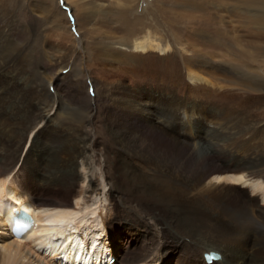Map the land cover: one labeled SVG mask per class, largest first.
<instances>
[{
    "label": "bare ground",
    "instance_id": "6f19581e",
    "mask_svg": "<svg viewBox=\"0 0 264 264\" xmlns=\"http://www.w3.org/2000/svg\"><path fill=\"white\" fill-rule=\"evenodd\" d=\"M3 2L12 7L15 0L9 2L3 0ZM67 2L74 10L83 12L85 20L95 15H100L104 19L109 18L107 17L109 9L118 5L114 0L108 4L103 0H67ZM238 5L239 9L233 7L236 11L238 9L237 23L249 25L254 17L259 19V24H256L259 33L256 38H258L257 43H261L262 46L251 45V51L246 49L248 54L246 50L241 54L242 57L249 58V62L238 65L225 62L228 67L226 69L211 59L204 60V55L201 56L203 57L201 60L197 55L199 50L194 49L193 43L180 49L178 53L190 82L210 86L221 84L223 87L258 95L264 91V70L251 65V62L252 59H262V66L264 65V34H261L264 32V0H240ZM40 9L43 13H48L45 5H41ZM9 18H0V264H102L103 262L108 264L106 258L99 256L102 240L106 241L108 248L115 255L114 264H207L203 256L209 252L219 256V259L211 264H264V260H256L254 254L252 257H241V252L231 246L233 237L240 236L239 233L259 231L253 252H264V205L257 204L253 199L260 197L261 202H264V160L257 152L251 154L248 150V156L247 153L244 154L242 164V159L234 156L232 161L235 163L231 167L219 170V173H228L224 176H216L212 169H205L200 175L191 176L182 171L178 163L172 167L147 156L148 150L139 143L140 141L149 142L161 156L168 157L170 149L164 140L166 137L161 135L164 126H160L159 121L153 118L154 111L145 108L140 110L135 106V110H131L132 114H127L121 121L124 129L129 131H119L121 123L115 125L116 123L110 122L113 126L108 131L116 142L114 158L107 162L110 151L106 148L102 154L103 162L100 164L92 156L97 151L93 142L84 139L81 135H77L70 146L65 145L64 142L66 126L71 127L68 122L72 123L76 120L79 123L87 119L90 113L95 111L94 105L87 97V107L83 108L87 114H83L82 108L74 113L68 112L67 108L64 111L65 105L68 104H65L66 100L61 94L60 86L68 79V71L66 76L56 73L48 77L47 81L40 78L39 82H35L29 78L28 83H23L27 78L25 76L27 58L20 47L21 34L18 32L20 26L16 29V17ZM75 25L80 26V22L75 20ZM52 27L54 31H58L55 30L58 28L53 23ZM75 32L77 35L71 33L70 36L77 46L82 42V47L78 46V49H82L81 52L87 55L88 59H85L87 67L90 63L97 66L112 64L120 67L132 58L135 60L149 54L162 59L163 62L167 61L168 65L172 66L173 58L177 55L174 44L164 42L154 34L156 32H146L142 35H109L108 38L98 42H94L90 37L81 38L79 29ZM59 36L60 32L56 34L57 38ZM224 40H220L218 35H215L203 43L219 50L223 45L228 47L223 44ZM229 48L231 50V47ZM164 55L167 60L161 57ZM57 63L51 64V69L54 71L58 66ZM51 86L54 88L53 93L48 90ZM76 97H78L77 89L67 93V99L70 101L76 102ZM152 102L153 105L165 102L162 105L174 107L167 95ZM162 105L152 108L159 109ZM122 108L124 109V106ZM115 112H111L112 116ZM176 121L174 116L166 118L162 124L171 128L172 123ZM224 125L221 130L228 137H233L235 131L230 130L232 128L228 126L227 121ZM114 128L119 129L114 130ZM29 134L33 135L30 151L23 156L20 149ZM131 134L134 139L130 138ZM183 151L178 148L176 162L183 163L185 160ZM200 151L195 150V154L198 156L209 154L208 150ZM131 159L134 161L132 162ZM136 162L144 163L143 169L148 171L144 175L150 176L142 179V182L137 179L139 173L137 174L133 169V164L136 165ZM91 163L100 167V175L95 174L90 168ZM159 163L165 169L160 171V174L153 168L154 164ZM77 166L95 177L94 186L91 185L92 177L83 186L85 177L75 173ZM130 170V175L133 173L135 179L128 177ZM98 176L104 180L106 186H110L106 198L111 207L104 216L99 214L100 222L94 219L96 208H92L91 205L95 202L89 205L91 197L100 196ZM222 182L238 187L239 195L237 194L238 201L236 200L234 204L222 201L215 206L216 212L220 215V220L217 219L216 223H211V219L208 220L210 217L208 214L195 217L190 207L189 209L182 207L180 213L168 215L158 207L139 203L135 196L141 190L156 202L161 200L159 185L163 187L172 183L175 186L180 185L184 191H200L209 188L212 190L211 187ZM127 184L136 187L132 192H128ZM34 193L41 196V199L38 200ZM128 198L135 199L133 201L136 211L146 213V217H138L135 221L113 219V214L118 213L119 207L126 204ZM255 204L256 206H253ZM21 210H26L31 216L32 211L35 210V222L22 237H14L12 220L16 212ZM89 220L92 221L89 223ZM102 225L107 229V233L104 239L98 237L95 240L100 246L80 237L81 234L83 237L99 236L103 232ZM98 227L96 231L95 228ZM156 227L157 231H155ZM70 229L71 232L67 233ZM94 252L96 254L91 256L90 253ZM111 256L107 254L106 257L111 260L113 258Z\"/></svg>",
    "mask_w": 264,
    "mask_h": 264
},
{
    "label": "rangeland",
    "instance_id": "374dc122",
    "mask_svg": "<svg viewBox=\"0 0 264 264\" xmlns=\"http://www.w3.org/2000/svg\"><path fill=\"white\" fill-rule=\"evenodd\" d=\"M9 1L11 0H7V2ZM103 1L108 4L112 0ZM114 1H117L118 5L109 9L107 14L109 18L104 19L100 15H95L87 20L83 19V12L74 10L73 6L67 0H15L12 7L4 4L3 0L0 1V6L2 5L0 7V18L4 19L6 17L10 19V16L16 17V29L20 28L18 31L21 34L20 47L23 49V54L27 58L25 69V76L27 78L23 80V83H28L29 78L35 82H39L40 78L47 81V78L52 76V74L59 73V75H65L68 71V79L60 86L61 94H63L64 100H66L65 104H68L65 105L64 111L67 108L69 110L68 112L74 113L79 108H82L81 110L84 113L81 110L80 112L87 114L85 109H83L87 107V97L95 107V111L90 113V117L84 119L82 122L77 123L78 121L76 120L72 123L68 122V125L71 127L68 128L66 126L65 145L70 146L69 144L75 140V137L81 135L84 139L95 144L97 151L92 156L100 164H102L104 159L102 154L108 148L110 156L107 162L109 163L114 158L113 152L116 145L115 140L108 131L113 126V124L110 125V122L119 125L127 114H132L131 110H135L134 108L137 106L140 110L142 108L153 110L155 113L153 118L159 121L158 124L160 126H164V131L161 135L162 137H166L164 140L170 149L168 157L161 156L160 152L154 149L149 142H139L148 150L146 151L147 156L157 160V162H163L169 166L178 163L181 165L179 168L191 176L200 175L205 169H212L216 176H224L228 173H219V170L231 167L235 163L232 161L234 156L239 159L241 158L242 164L244 154L248 150L251 151V154L257 152L264 160V91H261L257 95V93L254 94L249 91L242 92L235 88L223 87L221 84V86H210L190 82L187 79L185 65L182 63L180 54L178 53L180 49L193 43L194 49L196 51L199 50L197 51L199 58L204 55V60L211 59L226 69L228 67L224 64L225 62L234 65L249 62V58L246 59L241 54L246 49L251 51V45L253 47H257V45L262 46L261 43H257L258 38H256L257 33H259V30L256 28V24H259V19L254 17L249 25L243 24L242 22L237 23L238 3L240 0ZM41 5L47 7L48 13L42 12L40 9ZM233 7H238L237 11ZM75 20L80 22V26L75 25ZM52 23L57 26L58 29L55 28V30L58 31H54ZM76 29H79V36L81 38L90 37L94 42L108 38L109 35H142L146 32H156L154 34L164 42L167 41L170 45L174 44V47L178 49H176L177 55L173 58L172 66L168 65L167 61L163 62L162 59L160 60V58L153 56V54H149L148 56L142 55L139 59L136 58L135 60L132 58L133 60L124 62L121 65L122 67L112 64L97 66L90 63L91 66L88 64L89 68L85 62V59H88L86 58L87 55L81 52L82 49H78V46L82 47V42L77 46L70 36L71 33L77 35L75 32ZM59 32L60 36L57 38L56 34H59ZM261 34H264V32ZM215 35H218L220 40L225 39L223 44L228 46L223 47L224 45L222 44L223 46L219 49L222 50L220 52L218 48H212V46L204 44L205 40ZM253 36L255 37L253 38ZM229 47H231V50ZM240 50L242 51L240 52ZM246 52L248 54L247 50ZM161 57L166 60L168 59L165 55ZM202 58L200 59L202 60ZM252 60L251 65L261 67L264 70L262 59ZM53 62H58L55 71L51 69ZM65 66L67 67L64 68ZM161 75H164V77ZM261 75L263 74L261 73ZM75 89H77L78 97H76V102H73V100L70 101L67 99V93ZM48 90L50 93H53V86L48 88ZM165 95L170 98V102L174 107L162 105L165 102L153 105L154 103L152 101L154 99L163 98ZM120 104L124 106V109ZM160 105L162 106L159 109L152 108V106ZM112 111H116L114 116H112ZM174 116H176L177 121L176 123H172L171 128L168 126L165 127L162 124L166 118H173ZM226 121L228 126L230 125V128H232L230 130L235 131L233 137H228L221 130L225 126ZM120 127L121 129L119 131H129L126 128L124 129L122 123ZM118 129L114 128V130ZM130 132L132 131L130 130ZM169 137L172 138L170 139ZM32 138L33 135L29 134L21 146L20 150L23 156L30 151L29 147ZM130 138L134 139L133 134L130 135ZM177 147L184 150L183 155L185 160L183 163L176 162L178 159ZM195 150L196 152L208 150L209 154L198 156L195 154ZM149 160L151 161V159ZM161 165L159 163L154 164V167L152 165L150 166L155 171H159L158 173L160 174V171L164 169ZM143 167H145L144 163L136 162V165L133 164V169L137 174L139 173L137 177L139 182H142V179L150 177L144 175L148 171L146 172ZM90 168L93 169L95 174L100 175L101 170L99 166L91 163ZM172 171L176 173L175 170ZM75 173H80V177L86 178L83 179V186L88 183L90 177H92L91 185L94 186L96 184L95 177L80 169L79 166L76 167ZM130 173L131 170L128 172V177L135 179L134 174L132 173L130 175ZM98 182L100 196L95 198L91 197L89 205L95 202V204L91 205L92 208H96L94 219H98L100 222L99 214L104 216L108 208H111L109 200L106 198L110 186H106L104 180L99 178V176ZM223 183L214 185L211 187V189L213 188L212 190L209 188L201 189L200 191H184L180 185L175 186L172 183L163 187L159 185L158 189L161 191V200H156L158 203L154 202V199L146 193H142L141 190L135 196L139 203L158 207L163 213L168 215L180 213L182 207L187 209L190 207L195 217L208 214L210 216L208 220L211 219V223H216L220 220V215L216 212L215 206L221 204L222 201L229 204H234L238 201V187L236 188L234 185ZM134 187L136 186L127 184V191L132 192ZM197 193L200 194V197ZM34 195L38 200L41 199V196H38L37 193H34ZM241 198L243 197L241 196ZM253 199L257 201V204L264 205L260 197ZM133 200L135 199L131 198L130 200L128 198L126 204L119 207L118 213L113 214V219L135 221L138 217H146V213H138L136 211ZM253 206H256V204ZM90 221L92 220H89V223ZM101 228L103 232L100 231L101 234L99 236L83 237V234H81L80 237L98 245L95 240L98 237H103L104 239V235L107 233L104 225ZM104 228L106 230L105 233ZM71 229L67 233L71 232ZM98 229L99 227L95 228L96 231ZM155 231H157V227ZM258 232L239 233L241 234L240 236L233 237L234 240L231 242V246L236 248L238 252H241V257H252L254 254L253 257L256 260H264V252H253L254 245L258 241ZM155 237L156 239L158 238L157 233ZM101 244L99 256L103 259L106 258V263L108 264L111 263H109L110 258L106 257L107 254L109 256L112 255L111 257L116 261L115 255L108 248L106 241L102 240ZM88 249L90 248L88 247ZM114 253L116 254L115 251ZM90 254L93 256L96 253ZM116 256L118 257L117 254ZM102 264L105 263L103 262Z\"/></svg>",
    "mask_w": 264,
    "mask_h": 264
},
{
    "label": "water",
    "instance_id": "95a60500",
    "mask_svg": "<svg viewBox=\"0 0 264 264\" xmlns=\"http://www.w3.org/2000/svg\"><path fill=\"white\" fill-rule=\"evenodd\" d=\"M18 214H19V213H16L17 216H18ZM14 218H15V217H13V219H14Z\"/></svg>",
    "mask_w": 264,
    "mask_h": 264
}]
</instances>
